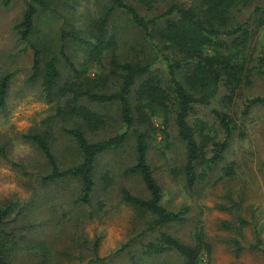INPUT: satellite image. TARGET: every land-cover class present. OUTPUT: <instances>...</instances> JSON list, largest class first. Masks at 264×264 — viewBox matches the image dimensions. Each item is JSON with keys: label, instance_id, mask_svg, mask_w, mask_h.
<instances>
[{"label": "trees", "instance_id": "obj_1", "mask_svg": "<svg viewBox=\"0 0 264 264\" xmlns=\"http://www.w3.org/2000/svg\"><path fill=\"white\" fill-rule=\"evenodd\" d=\"M13 1L3 3L9 6ZM160 1L134 0L133 4L129 0H93L92 8L81 18L78 8L84 0H28L15 26L19 40L33 52L26 85L39 86L52 113L40 129L30 130L22 139L46 160L47 170L38 176L39 184L44 188L76 186V206H92L99 186L100 158L133 140L134 163L124 175L139 177L148 196L134 195L124 188L121 200L134 210L136 219L145 223L146 233H158L143 247L138 260L147 264L155 257L176 252L185 264H199L202 253L210 252L202 230L195 235V245L162 231L186 222L190 208L174 211L164 205V189L148 159L150 141L162 132V140L168 144L166 129L170 123L175 125L187 152L185 173L190 188L206 178L207 170L223 162L233 137L232 118L213 111L225 137L221 142L213 141L211 157L206 123L196 119L191 124V119L197 107L210 108L222 88L228 92L226 101L230 103L252 76L264 77V0H195L187 6L174 3L152 18L140 13L139 6L150 9ZM127 24L137 29L143 48L136 52H142L141 57L120 59L117 54ZM50 27L57 30L49 32ZM92 68H97L100 75H88ZM65 70L72 77L63 81ZM13 77V73H7L0 78L1 110L7 107ZM257 103L264 104V98L248 100L243 115ZM114 106L115 116L95 108ZM155 118L163 120V130L156 126ZM111 125L119 127L113 136L91 139ZM60 135L72 148L71 164L65 162L62 152L57 154ZM0 156L9 160L1 143ZM99 180L103 190L114 181L109 172ZM36 206L33 201H11L0 206V264H17L15 257L24 251L51 257L50 248L36 244L26 249L23 235L5 229L9 219L15 217H21L24 226ZM234 244L239 247L237 241ZM99 247L97 238L92 263L103 260L98 256ZM132 260L138 264L134 257Z\"/></svg>", "mask_w": 264, "mask_h": 264}, {"label": "rangeland", "instance_id": "obj_2", "mask_svg": "<svg viewBox=\"0 0 264 264\" xmlns=\"http://www.w3.org/2000/svg\"><path fill=\"white\" fill-rule=\"evenodd\" d=\"M27 1L16 0L6 6L0 0V78L7 73L14 74L7 107L0 109V143L9 159L6 161L0 156V206L11 201L36 203L37 208L31 209L33 211L25 219L24 226L21 225V217L8 218L5 229L15 230L18 236L23 235L26 249L42 244L50 248L52 255L46 258L24 251L15 257L16 263L133 264L134 257L141 264L138 257L143 247L154 241L158 233H146L145 223L136 219L134 210L121 200L124 188L134 195L148 196L139 177L124 175V170L134 163L133 140L124 148L100 158L97 168L99 186L92 206L74 204L76 186L57 184L44 188L37 181L38 176L47 170L46 160L33 145L22 139V135L40 129L42 121L52 110L38 85H26L33 66V52L19 40L15 26L22 18ZM91 1L84 0L78 8L81 18L92 8ZM129 1L135 4L134 0ZM193 1L163 0L150 9L139 6V10L146 18H152L174 3L187 6ZM54 29L57 30L56 27L47 28L49 32ZM124 32L123 42L117 50L120 59L141 57L142 52H136L143 48L137 29L127 24ZM88 75L95 78L100 71L92 68ZM70 77L72 74L63 71V81ZM227 95L226 89L222 88L211 107H197L191 119V124L196 119L206 123V133L210 137L208 157L212 155L213 141L221 142L225 137L213 111L228 114L234 127L225 159L212 171L207 170L206 178L197 181L194 187L190 188L187 182V152L173 123L166 129L169 143H164L162 132H158L150 141L148 152L155 177L164 189V205L174 211L184 206L190 208L186 222L168 226L162 231L187 245H195V235L202 230L210 252L202 253L199 264H237L233 256L234 241L240 239L241 234H252L254 224L262 225L264 222V104L252 105L246 115L242 112L248 100L264 98V77L252 76L248 84L236 91L230 103L226 101ZM95 108L112 116L117 114L115 106ZM154 123L159 129H164L162 119L155 118ZM118 131V125H111L98 135H91V139H107ZM69 144L65 137L59 136L57 154L62 152L67 164L73 163ZM198 170L201 173V169ZM106 172L114 181L108 190H103L99 178ZM240 219L249 220V228H242ZM97 238H100L98 256L103 260L92 263L95 259L93 245ZM244 241L243 245L246 239ZM147 264H185V259L172 252L155 257Z\"/></svg>", "mask_w": 264, "mask_h": 264}, {"label": "crops", "instance_id": "obj_3", "mask_svg": "<svg viewBox=\"0 0 264 264\" xmlns=\"http://www.w3.org/2000/svg\"><path fill=\"white\" fill-rule=\"evenodd\" d=\"M242 220L240 219V221ZM244 222L245 224L241 225L242 228H249L250 221L247 220ZM239 232L241 231L239 230ZM241 238H243L244 240L246 239V244L243 245V242L245 241H241ZM259 238L261 239L260 246H258ZM235 241H237L239 246L236 247V245L234 244L236 248L233 256L235 257L237 264H264V222L262 223V225L258 223L256 225L254 224V232L252 234L249 233L248 236H245V234H241L240 239L238 238Z\"/></svg>", "mask_w": 264, "mask_h": 264}]
</instances>
